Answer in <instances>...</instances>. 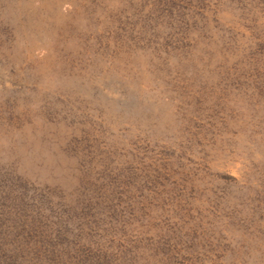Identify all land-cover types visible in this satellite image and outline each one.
I'll return each mask as SVG.
<instances>
[{
  "label": "rangeland",
  "instance_id": "rangeland-1",
  "mask_svg": "<svg viewBox=\"0 0 264 264\" xmlns=\"http://www.w3.org/2000/svg\"><path fill=\"white\" fill-rule=\"evenodd\" d=\"M0 264H264V0H0Z\"/></svg>",
  "mask_w": 264,
  "mask_h": 264
}]
</instances>
